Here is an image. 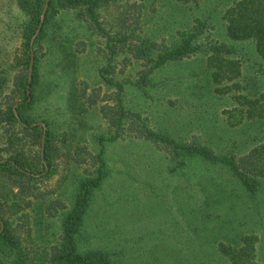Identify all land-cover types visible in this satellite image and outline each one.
Segmentation results:
<instances>
[{"label":"rangeland","instance_id":"obj_1","mask_svg":"<svg viewBox=\"0 0 264 264\" xmlns=\"http://www.w3.org/2000/svg\"><path fill=\"white\" fill-rule=\"evenodd\" d=\"M50 1L44 2L41 22L47 3L48 7L35 38L45 30L33 44L31 71L32 54L27 66L24 35L30 23L27 7L33 0H0V73L9 80L6 93L18 75L35 84L27 120L44 132L34 150L42 158L49 153L44 177L31 174L38 180L24 184L32 195L17 199L25 207L31 200L44 206L53 202L51 215L32 213L33 219L25 223L30 230L22 231L35 264H51L46 259L60 241L63 218L72 209L81 184L97 176L103 147L105 177L94 191L78 235L83 249H101L123 264H229L218 243L243 222L247 223L245 231L259 236L264 263V181L250 194L221 164L186 155L174 158L171 145L128 135L141 132L144 123L175 144L201 142L221 156L245 154L257 143L253 137L264 141L259 124L234 127L238 92L232 81H214L217 67L203 54L168 61L140 84L148 64L119 42L129 15L141 10L138 5L144 8V35L168 46L177 45L186 32L195 30L197 20H203L208 24L204 36H211L210 41L236 46L223 59L243 62L244 75H259L262 86L264 60L254 44L226 35L221 13L233 0H204L198 6L176 0H117L97 11L100 29L84 8H63L61 0H54L52 9ZM109 44L115 47L113 62ZM106 78L124 83V106L138 115L136 123L124 120L125 127L131 125L123 132L120 128L125 137L116 140L112 138L120 118L117 89ZM17 107L14 112L20 124L28 126ZM3 127L0 165L13 152L5 148ZM29 140L23 145L27 149L34 143ZM247 140L251 142L245 149ZM23 180L8 170L0 171V202L7 215L18 208L14 195ZM0 222L3 226L1 215Z\"/></svg>","mask_w":264,"mask_h":264},{"label":"trees","instance_id":"obj_2","mask_svg":"<svg viewBox=\"0 0 264 264\" xmlns=\"http://www.w3.org/2000/svg\"><path fill=\"white\" fill-rule=\"evenodd\" d=\"M117 0H61L63 8H79L86 10L89 19L101 28L98 20L97 11L104 7L105 4L115 3ZM184 4L200 5L204 0H176ZM45 0H33L30 7H27L30 14V23L26 29L25 50L27 53V66L30 64L33 44L39 41L44 33V27L35 38L41 22L42 10ZM54 0L50 1V6L53 9ZM141 10L135 15H129L121 33L123 37L119 42H123L129 52L134 54L136 59H142L148 64L147 71L141 77L139 83L147 82V76L156 68L167 63L182 59L192 54H203L207 57V62L210 65H215L217 70L213 73L214 81H232L233 87L238 92L237 100L238 107L235 113H232L234 127L252 123L259 124V133H264V84L261 86V77H249L244 75L243 62L238 59H223L222 55L233 54L236 51V46L228 47L222 43L210 41L211 36H204L203 28L207 26V22L197 20L195 30L186 32L182 40L175 46H168L164 43H158L142 32V16L143 5H138ZM222 19L225 21L226 35L234 41L252 42L255 47V52L264 60V0H233L229 7L224 8ZM131 20L133 22H131ZM44 29V30H43ZM152 40V41H151ZM112 54L111 62L114 60L115 47L109 44ZM108 85L116 87L118 103L117 114L120 115L118 122L115 125L118 127L117 134L112 138L116 140L124 136L121 132L125 131L131 124L128 123L125 127L124 120L132 119L136 123L138 115L129 112L123 102L124 83L116 82L114 79L106 78ZM7 82L9 80L0 73V126H4L3 138L5 140V148L12 150L10 160L0 165V171L8 170L10 173L23 178L22 188L19 193L14 195L16 199L14 205L17 210H13L10 214L3 212V206L0 202V215L2 217L3 226L0 222V264H35L34 256L25 245L24 230H30L25 223L33 219L34 213L36 216L42 215L43 212H48L51 215V205H38L31 200L29 207L21 204L17 199H29L32 192L24 185L26 180H38L31 174L37 175L47 172L45 164L49 153L46 151L45 157L42 158L39 151L34 150V145H40L44 134L41 126H31L27 120L29 118V110L34 103L35 84H30L25 76H16L15 83L12 85L11 92L7 95ZM32 89V94L29 95V90ZM32 100L29 101V98ZM17 107V112L24 124H20L14 112V106ZM27 111V112H26ZM122 129L121 132L119 129ZM6 134V135H5ZM138 138H144L150 142H163L172 146V156L178 158L181 155H186V158L199 157L203 160L221 164L228 168L231 175L249 192L255 194L261 183L264 181V141L261 137L256 136L252 141L257 142L245 154L238 156L236 153L230 152L227 155L215 154L208 146L201 142H192L191 144L179 145L175 144L166 137H161L144 123H142L141 132L128 133ZM251 135V133L249 134ZM125 137V136H124ZM30 148H26L24 143L29 140ZM51 139V133L46 134L47 144ZM30 141V140H29ZM250 140L244 141L245 149L248 148ZM240 146V143L238 144ZM236 145H234L235 147ZM237 148V147H236ZM236 148H234L236 150ZM166 149H168L166 147ZM238 149V148H237ZM105 148L103 147L99 155L101 165L97 172V176L91 179H86L81 184L76 195L72 209L65 214L62 222V233L59 243L54 245L49 257L46 259L51 264H123L121 261L115 260L109 252L101 249L85 250L81 247L79 232L84 223L85 216L90 207L92 197L96 188L100 187L103 178L105 177V162L103 158ZM232 151V150H230ZM13 161V162H12ZM187 163V162H186ZM25 171V172H24ZM44 177L43 174L41 176ZM42 197V196H36ZM44 200V199H43ZM29 203V202H28ZM35 206H38L37 208ZM29 210V211H28ZM7 217V218H5ZM247 223L239 222L238 228H235L233 234L224 237L219 242L218 247L221 255H223L229 264H264L259 251V236L252 231H245ZM189 255L186 253V257ZM187 259V258H186Z\"/></svg>","mask_w":264,"mask_h":264},{"label":"water","instance_id":"obj_3","mask_svg":"<svg viewBox=\"0 0 264 264\" xmlns=\"http://www.w3.org/2000/svg\"><path fill=\"white\" fill-rule=\"evenodd\" d=\"M47 7H48V3H47V5H46L45 10H44V13H43V19H44V15H45V12H46V10H47ZM43 19H42L41 25H42V23H43ZM40 27H41V26H40ZM39 30H40V28H39ZM33 61H34V59H33V54H32L31 66H30V70H31V71H32Z\"/></svg>","mask_w":264,"mask_h":264}]
</instances>
